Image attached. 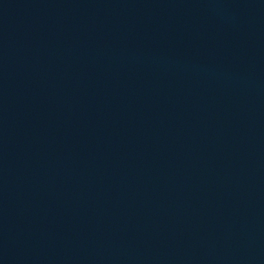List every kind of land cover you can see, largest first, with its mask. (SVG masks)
I'll list each match as a JSON object with an SVG mask.
<instances>
[{
  "label": "water",
  "instance_id": "95a60500",
  "mask_svg": "<svg viewBox=\"0 0 264 264\" xmlns=\"http://www.w3.org/2000/svg\"><path fill=\"white\" fill-rule=\"evenodd\" d=\"M0 264H264V0H0Z\"/></svg>",
  "mask_w": 264,
  "mask_h": 264
}]
</instances>
